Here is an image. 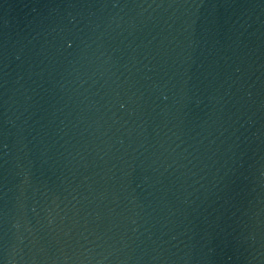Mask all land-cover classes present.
I'll return each mask as SVG.
<instances>
[{
  "label": "water",
  "instance_id": "obj_1",
  "mask_svg": "<svg viewBox=\"0 0 264 264\" xmlns=\"http://www.w3.org/2000/svg\"><path fill=\"white\" fill-rule=\"evenodd\" d=\"M0 264H264V0H0Z\"/></svg>",
  "mask_w": 264,
  "mask_h": 264
}]
</instances>
